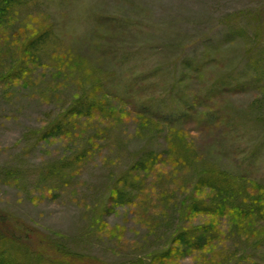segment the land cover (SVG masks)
<instances>
[{
	"label": "rangeland",
	"instance_id": "1",
	"mask_svg": "<svg viewBox=\"0 0 264 264\" xmlns=\"http://www.w3.org/2000/svg\"><path fill=\"white\" fill-rule=\"evenodd\" d=\"M218 172L234 179V204L264 197V0L11 3L0 224L16 241L0 238L2 257L264 264L263 218L189 213ZM208 225L212 237L195 234Z\"/></svg>",
	"mask_w": 264,
	"mask_h": 264
},
{
	"label": "trees",
	"instance_id": "2",
	"mask_svg": "<svg viewBox=\"0 0 264 264\" xmlns=\"http://www.w3.org/2000/svg\"><path fill=\"white\" fill-rule=\"evenodd\" d=\"M14 0H4L3 8H0V25L4 23L5 17L10 12V5ZM29 47V45L27 46ZM84 115H90L91 112L87 110H80ZM151 156L149 157V159ZM151 161V160H150ZM150 164V162H149ZM214 174V173H213ZM210 175L201 180V186H207L211 190L213 196L211 199L206 200L201 203V205H193L189 210L190 214H199L203 217H210L213 220H219L225 218L226 221L232 222L235 226H240L241 224L250 223L254 219L264 220V197L247 200L249 202L248 206H241L240 203L234 204V201H238L236 194L233 193V186L235 185L234 179L225 172H218L214 175ZM232 186V187H231ZM202 233L201 237L210 238L213 236L214 228L210 225L203 226L196 231V235ZM6 234V236H4ZM11 232L6 225L0 224V238L10 239L13 242L16 241L15 237H9ZM192 235L191 231H183L178 235L177 241L183 243L187 237ZM194 235V234H193ZM200 241V239H199ZM2 243H6L3 241ZM193 245V243L189 244ZM7 254L5 252H0V254ZM28 257H30L28 255ZM0 264H24L23 259L19 256L15 258L8 254L7 256L0 255Z\"/></svg>",
	"mask_w": 264,
	"mask_h": 264
}]
</instances>
